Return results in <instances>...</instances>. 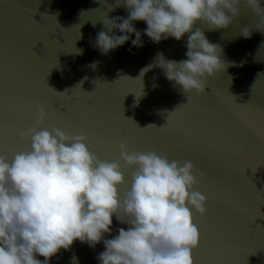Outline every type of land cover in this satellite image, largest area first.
<instances>
[{
  "label": "water",
  "instance_id": "95a60500",
  "mask_svg": "<svg viewBox=\"0 0 264 264\" xmlns=\"http://www.w3.org/2000/svg\"><path fill=\"white\" fill-rule=\"evenodd\" d=\"M106 16L127 18L124 0H0V155L11 160L30 150V138L22 139L21 133L32 127H59L69 135H86L90 151L102 160H118L123 143L130 152L155 151L169 160L191 161L205 173L196 190L207 197L206 214H195L200 232L195 264H264V227L257 226L264 225L257 219L264 213V32L255 29L259 17L242 3L240 17L227 29L209 31L197 22L223 49L228 67L208 78L205 93L184 94L166 79L158 60L160 55L187 59L190 34L154 43L144 32L146 22L138 21L133 26L142 33L143 47L133 46L136 37L130 34L129 41L104 55L94 44L97 34L106 31ZM244 27H252L250 38L241 35ZM115 34L123 35L118 29ZM38 105L49 113L42 126ZM133 171H124L122 196L130 190ZM121 227L128 225L114 216L105 239L114 238ZM105 250L103 242L92 248L77 240L49 264H100L98 255Z\"/></svg>",
  "mask_w": 264,
  "mask_h": 264
},
{
  "label": "clouds",
  "instance_id": "9594fccd",
  "mask_svg": "<svg viewBox=\"0 0 264 264\" xmlns=\"http://www.w3.org/2000/svg\"><path fill=\"white\" fill-rule=\"evenodd\" d=\"M242 3L259 17L255 29L264 32L261 0H124L129 16H106V31L97 34L94 46L108 55L134 34L133 46L143 47L142 33L133 26L138 21L146 22L144 32L154 43L170 37L179 41L188 33L187 59L160 55L158 64L184 94H203L208 78L226 71L228 64L223 49L209 41L197 22L209 31L227 29L240 17ZM117 29L123 35H116ZM241 35L250 38L252 27L242 28ZM48 116L38 105L37 124L44 125ZM21 137L30 138V150L11 160L0 155V264H49L77 240L92 248L103 242L100 264H195L200 243L195 214H206L207 197L196 190L205 173L191 161L169 160L155 151L130 152L123 143L118 160H102L90 151L86 135H69L59 127H32ZM131 168V187L122 196L124 171ZM260 213L257 219H264ZM114 216L128 228L105 239Z\"/></svg>",
  "mask_w": 264,
  "mask_h": 264
}]
</instances>
